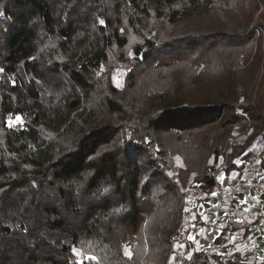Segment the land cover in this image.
I'll return each mask as SVG.
<instances>
[{"label":"trees","instance_id":"1","mask_svg":"<svg viewBox=\"0 0 264 264\" xmlns=\"http://www.w3.org/2000/svg\"><path fill=\"white\" fill-rule=\"evenodd\" d=\"M262 34L264 0H0V264H206L175 250L184 191L264 137Z\"/></svg>","mask_w":264,"mask_h":264},{"label":"crops","instance_id":"2","mask_svg":"<svg viewBox=\"0 0 264 264\" xmlns=\"http://www.w3.org/2000/svg\"><path fill=\"white\" fill-rule=\"evenodd\" d=\"M256 88L257 96L264 93V83ZM232 133L236 136L239 131L234 128ZM248 152L249 160H234L236 169L227 173L222 170L223 160L218 159L216 185L210 193L185 190V210L194 215L184 231L185 244H189L185 253H204L196 246L208 237L213 240L217 264H264V137L255 140ZM221 193L226 195L221 197Z\"/></svg>","mask_w":264,"mask_h":264},{"label":"rangeland","instance_id":"3","mask_svg":"<svg viewBox=\"0 0 264 264\" xmlns=\"http://www.w3.org/2000/svg\"><path fill=\"white\" fill-rule=\"evenodd\" d=\"M101 20H99L100 22ZM262 36L264 37V35L262 34ZM203 72V65H199L197 66V68L193 71V74H192V77L193 79L195 80V82H201L199 78L201 77V73ZM127 69L125 68V66L121 63H116L114 65V69L112 70V72L109 73V76H108V80L110 82V86L116 90V91H122L125 87V84H126V78H127ZM140 82H147V76H140L136 79L135 83H136V88L138 87L139 83ZM258 81H255V85H257ZM134 83V84H135ZM159 83V82H158ZM157 83V85H154L153 88L151 90H148L147 92L145 93H142L141 94V98L143 100H145L147 103L149 104H152L154 102H157L160 98H162L161 94L163 92H165V88H163L164 86H159V84ZM169 85H171L172 87L170 88V92H172L170 95H172L174 92H173V85L175 84V82H172L170 84V82L168 83ZM169 85H165V87L169 86ZM261 86V85H260ZM256 87H259V85L255 86V90H258ZM136 88L134 90V93H137L136 92ZM188 92V91H187ZM254 98V96H253ZM245 105V104H244ZM238 115L244 117V115H241L240 112H237ZM16 118V117H15ZM15 118H12L11 120L13 121V124L12 125H21L20 124H16L15 123ZM235 129H237L238 131H240L241 127L240 126H236ZM230 138H232V136H230ZM229 138V139H230ZM173 162H174V165L176 167H182V163H181V159L178 157V156H174L172 158ZM188 189V188H187ZM185 193V191H184ZM188 210H185L186 212V215H185V219H184V228L180 229V231H185L186 228H188L190 226V224L193 223L194 221V215L192 216V214L188 211ZM190 214V215H189ZM189 216V217H188ZM208 245V240L206 237H204V241L197 244L196 246V250H207L208 247H206ZM185 247H186V244L185 242L183 244H180L179 246L176 245L175 246V250L177 251V255L184 259L186 256L189 255V253H185ZM216 247H214L215 249ZM186 250L188 251L189 249L186 247ZM209 251L210 252H214L213 251V245H210V248H209ZM79 251L78 250H73V255L76 257V261H81L82 259L80 258L81 257V253L80 254H77ZM123 253H127L130 252V251H123ZM222 254H225L222 252ZM226 256V255H225ZM224 258V257H223ZM83 261V260H82ZM91 261H87L85 260V263H89ZM176 264H181V260L179 261H176Z\"/></svg>","mask_w":264,"mask_h":264},{"label":"built area","instance_id":"4","mask_svg":"<svg viewBox=\"0 0 264 264\" xmlns=\"http://www.w3.org/2000/svg\"><path fill=\"white\" fill-rule=\"evenodd\" d=\"M244 117H245V115H244ZM231 136H232V138L229 139L230 143L233 142V136H235V135L232 133ZM225 195H226L225 193L220 194L221 197H223ZM174 240L176 242V245H178V246L180 244H183L186 241V233L184 231H179L178 234L174 237ZM207 240H208V245L206 247H208V248H207V250L204 251V253L206 255L205 256L206 257V264H217L213 259L214 252L212 253L209 251L210 245H213V240H210L208 237H207ZM132 248H133V244L130 242L122 244V247H121V249L123 251H131ZM191 256H192V254H189L184 259L189 261L191 259Z\"/></svg>","mask_w":264,"mask_h":264},{"label":"snow or ice","instance_id":"5","mask_svg":"<svg viewBox=\"0 0 264 264\" xmlns=\"http://www.w3.org/2000/svg\"><path fill=\"white\" fill-rule=\"evenodd\" d=\"M100 23L103 24V20H101ZM0 71H2V69H0ZM22 122H23V121H22V119H21L20 117H16V118H15V123H16V124H20V123H22ZM8 124H9V126L11 127L12 124H13V121L10 119V120L8 121ZM105 191H108V190L105 189ZM214 195H215V194H214ZM190 239H191V237H190ZM77 254H80V253L78 252ZM129 254H130V253H129ZM88 259H89V260H95L96 258L93 257V256H89ZM77 264H83V261H82V260H81V261H78Z\"/></svg>","mask_w":264,"mask_h":264}]
</instances>
